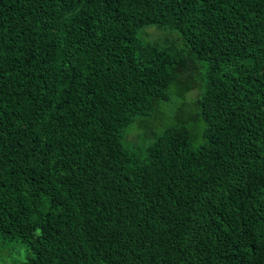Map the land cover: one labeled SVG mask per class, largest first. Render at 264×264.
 Returning a JSON list of instances; mask_svg holds the SVG:
<instances>
[{
    "label": "trees",
    "instance_id": "obj_1",
    "mask_svg": "<svg viewBox=\"0 0 264 264\" xmlns=\"http://www.w3.org/2000/svg\"><path fill=\"white\" fill-rule=\"evenodd\" d=\"M0 264H264V0H0Z\"/></svg>",
    "mask_w": 264,
    "mask_h": 264
},
{
    "label": "rangeland",
    "instance_id": "obj_2",
    "mask_svg": "<svg viewBox=\"0 0 264 264\" xmlns=\"http://www.w3.org/2000/svg\"><path fill=\"white\" fill-rule=\"evenodd\" d=\"M174 107H167L166 110H167V114L170 115L171 112L173 111Z\"/></svg>",
    "mask_w": 264,
    "mask_h": 264
}]
</instances>
